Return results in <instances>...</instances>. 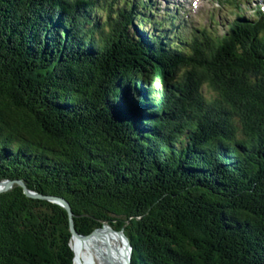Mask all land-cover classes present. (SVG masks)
<instances>
[{"label":"trees","instance_id":"1","mask_svg":"<svg viewBox=\"0 0 264 264\" xmlns=\"http://www.w3.org/2000/svg\"><path fill=\"white\" fill-rule=\"evenodd\" d=\"M217 4L226 31L184 37L149 0H0V181L130 264H264V8ZM70 236L0 194V264H74Z\"/></svg>","mask_w":264,"mask_h":264},{"label":"rangeland","instance_id":"2","mask_svg":"<svg viewBox=\"0 0 264 264\" xmlns=\"http://www.w3.org/2000/svg\"><path fill=\"white\" fill-rule=\"evenodd\" d=\"M153 10H156V14H153L152 20L156 22H162L168 20V15H174V20L171 27L185 37L188 36L192 28H206L208 31H215L217 35H222L228 24L234 19V16L239 15L234 6H219L217 0H200L197 3H192L194 0H187V3H182V0H149ZM242 2L244 18H253L254 10L259 7L264 8V0H237ZM141 9V6H139ZM233 13L234 16L231 14ZM135 33L132 28L129 29L130 33L139 37L143 33H150L152 28L148 24L144 27H138L134 24ZM189 28V29H188ZM166 29H170L167 26ZM174 31V32H175ZM137 32V33H136ZM205 94L207 90H204ZM104 233V239L101 242L104 250L109 251L115 256L117 264H127L128 248L125 240L122 236L102 231ZM88 251V249H85ZM74 253V252H73Z\"/></svg>","mask_w":264,"mask_h":264},{"label":"bare ground","instance_id":"3","mask_svg":"<svg viewBox=\"0 0 264 264\" xmlns=\"http://www.w3.org/2000/svg\"><path fill=\"white\" fill-rule=\"evenodd\" d=\"M92 233H94V231ZM115 234L122 236L126 243V239L123 233ZM103 239V232L92 234L83 239L72 237L70 240V246L74 252V264H117L115 256L109 251L103 249L101 244ZM85 249H88V251H86Z\"/></svg>","mask_w":264,"mask_h":264},{"label":"water","instance_id":"4","mask_svg":"<svg viewBox=\"0 0 264 264\" xmlns=\"http://www.w3.org/2000/svg\"><path fill=\"white\" fill-rule=\"evenodd\" d=\"M0 185H1L0 194L11 190L13 188V186L16 185V186H18V187L21 188L23 194L27 198L38 199V200H45V201H48L49 203L58 205L59 207L63 208L66 211V214H67V217H68L69 232H70V235H71L70 236V240H71L72 237H78V238H82L83 239V238L89 236L93 232L92 231L89 235L84 236V235L78 234L75 231V229L73 227V221H72V216L73 215H72L70 206H69L68 202L65 199H63L61 197H57V196L43 195V194H38L36 192L30 191V190L27 189L26 185L21 180H3V181H0ZM103 225L108 226L106 222H103L102 223V226ZM110 230L112 232H114V233H123L122 230L121 231H114L112 228H110ZM125 239H126V245L128 247V252H129V255H128V264H130L131 246L129 245V242H128V239H127L126 236H125ZM69 246H70V243H69ZM70 248H71V246H70ZM71 250H72V248H71ZM72 252H73V250H72ZM73 263H74V259H73Z\"/></svg>","mask_w":264,"mask_h":264}]
</instances>
